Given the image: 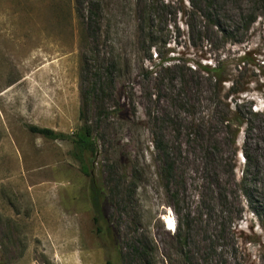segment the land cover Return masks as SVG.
<instances>
[{
	"label": "rangeland",
	"instance_id": "374dc122",
	"mask_svg": "<svg viewBox=\"0 0 264 264\" xmlns=\"http://www.w3.org/2000/svg\"><path fill=\"white\" fill-rule=\"evenodd\" d=\"M103 1L105 13L120 4ZM157 2L154 39L130 41L120 27L123 59L104 114L85 111L90 157L73 138L28 130L74 137L83 125L77 0H0V264L115 259L94 232L82 163L110 200L119 264H264V0H223L230 38L203 28L202 0ZM244 52L248 64L235 60ZM224 58L233 87L194 64ZM140 244L145 261L129 250Z\"/></svg>",
	"mask_w": 264,
	"mask_h": 264
},
{
	"label": "trees",
	"instance_id": "16d2710c",
	"mask_svg": "<svg viewBox=\"0 0 264 264\" xmlns=\"http://www.w3.org/2000/svg\"><path fill=\"white\" fill-rule=\"evenodd\" d=\"M119 1V0H116ZM193 0H189V2ZM119 6H114L109 13L106 12V3L103 0H77L78 19L81 26V36L79 38L80 50V69L79 76L82 84L86 85L82 88V105L80 108V120H83V125L79 131L70 137L65 133L55 132L46 127L35 125L28 126L31 133L38 134L49 139H71L76 145L80 153L86 152L90 157L96 152L95 140L91 134V123L85 118V111L89 110L91 105L96 104V114L99 116L104 114V96L108 95L115 87L117 75L120 72L121 59L123 57L118 53L122 44L123 38L119 35L120 27H126L125 36L131 40L132 37L137 39L148 38L154 39L156 35L155 27L157 25L155 16L151 17V12L158 5L157 0H120ZM203 9L197 11L199 17L203 20L207 30L218 32L228 37H233L236 31L232 27H226L224 18L220 14L219 7L223 4V0H202ZM124 4V5H123ZM119 35V37H118ZM202 31L197 32V38L201 43ZM217 37V36H216ZM229 37V38H230ZM236 42V41H231ZM152 45V44H151ZM149 44V47L151 46ZM249 53L244 52L242 56L235 60L250 63ZM158 54H156V57ZM151 54H149V58ZM204 59V55L199 57ZM161 60V59H160ZM168 60H161V64ZM227 59L216 61L214 67L202 65L199 61L194 64L203 71L210 80L214 81L215 85H220L223 82H231L234 86V81L228 77H224V66ZM163 66V65H162ZM246 89H241L239 92H244ZM238 92V91H237ZM263 105H264V89H263ZM117 113L123 110L124 104L117 106ZM115 110V109H113ZM166 162V160H165ZM173 166L167 162L166 173L169 174ZM81 171L89 178L90 202L93 212L94 232L100 236L106 246L109 243V250L115 253V261L107 259L106 264H119V260L124 255L121 245L118 243L117 227L113 226L109 218L110 200L104 189L94 177L90 166L87 163H82ZM175 240L180 246H187L188 237L182 235V230L179 229L175 234ZM130 253L139 257L140 261H145L148 258L149 248L143 244L139 247L132 245L129 247ZM188 255V254H186ZM188 264V263H187Z\"/></svg>",
	"mask_w": 264,
	"mask_h": 264
},
{
	"label": "bare ground",
	"instance_id": "6f19581e",
	"mask_svg": "<svg viewBox=\"0 0 264 264\" xmlns=\"http://www.w3.org/2000/svg\"><path fill=\"white\" fill-rule=\"evenodd\" d=\"M168 224H169L168 228L171 230L173 228V222L171 219H169Z\"/></svg>",
	"mask_w": 264,
	"mask_h": 264
}]
</instances>
